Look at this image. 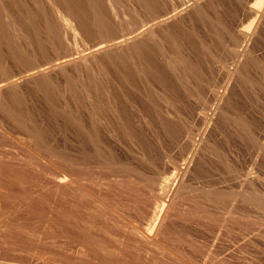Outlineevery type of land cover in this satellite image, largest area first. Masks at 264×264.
Listing matches in <instances>:
<instances>
[{"label": "rangeland", "instance_id": "374dc122", "mask_svg": "<svg viewBox=\"0 0 264 264\" xmlns=\"http://www.w3.org/2000/svg\"><path fill=\"white\" fill-rule=\"evenodd\" d=\"M262 14L0 0V264H264Z\"/></svg>", "mask_w": 264, "mask_h": 264}, {"label": "bare ground", "instance_id": "6f19581e", "mask_svg": "<svg viewBox=\"0 0 264 264\" xmlns=\"http://www.w3.org/2000/svg\"><path fill=\"white\" fill-rule=\"evenodd\" d=\"M262 16H263V14L261 15V18L260 17H258V18H260V19H262ZM264 17V16H263ZM258 24H259V22H258ZM135 38V37H134Z\"/></svg>", "mask_w": 264, "mask_h": 264}]
</instances>
